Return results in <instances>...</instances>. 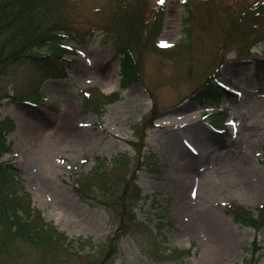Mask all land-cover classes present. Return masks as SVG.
<instances>
[{"label": "rangeland", "instance_id": "rangeland-1", "mask_svg": "<svg viewBox=\"0 0 264 264\" xmlns=\"http://www.w3.org/2000/svg\"><path fill=\"white\" fill-rule=\"evenodd\" d=\"M117 2L137 20L133 33L123 30L138 63L127 80L106 39ZM84 4L74 28L95 33L74 52L55 48L61 57L48 70L32 59L0 65V116L15 123L1 161L21 170L0 204L60 233L33 242L0 205V264H264V226L234 218L241 206L255 216L264 202V0H212L190 12L182 0ZM179 179L211 184L199 193L233 230L211 260L193 223L203 213L198 187ZM77 184L84 195L93 185L88 201Z\"/></svg>", "mask_w": 264, "mask_h": 264}, {"label": "trees", "instance_id": "trees-1", "mask_svg": "<svg viewBox=\"0 0 264 264\" xmlns=\"http://www.w3.org/2000/svg\"><path fill=\"white\" fill-rule=\"evenodd\" d=\"M182 1L188 12H190L195 7V3L206 5L211 4L212 0ZM117 3L118 5L121 4L119 2ZM128 4L135 5V2L130 1ZM84 6H88L84 4V0H0V65L32 59L34 64L38 66L42 65L43 69L48 70L47 64H50L52 59L60 58L61 54L63 55L64 52L71 51L66 47V42L86 43L95 32L92 30L88 32L89 34H81L74 28L76 18L80 17L79 12L84 9ZM127 7V5L122 7L121 4L119 10L111 20L112 24L105 25V29L107 30L106 39L110 40L115 49L123 54L122 74L124 80L130 79L131 77L133 78L134 71L136 73L138 72V63H135L133 49L130 47L129 43L130 38L128 39L123 33V30L133 33L134 25L137 23L134 17L136 14H129L126 11ZM260 11L264 13V8ZM261 16H264V14ZM231 23H228V25L235 27L233 24H236V22L233 21ZM252 24L258 27L257 19ZM95 26L97 25H93L94 28H96ZM189 26L190 22L188 21L185 23V27H188V31L190 29ZM153 33H156V28H154ZM108 35L110 38H108ZM132 35L134 34H131V36ZM134 40H137V38L132 39V44H134ZM35 47H46L52 52H47L43 55L32 53L31 51ZM178 47H180L179 44H176L172 47H167L165 50L177 49ZM55 48H58L59 51L62 50V53L58 55L57 53L59 51L56 52ZM243 60L248 59L246 58ZM6 69L7 68H1L0 74ZM46 75L51 74L50 72H46ZM123 87L126 88L127 85H123ZM113 96L114 95H101L100 98L104 100L110 99ZM31 101H34V99H31ZM87 102L90 103L89 101ZM14 129L15 124L11 119L8 118L3 120L0 117V195H10L8 190H3L2 188L18 181V176H20L21 173V170H17L12 164L1 161L4 154L10 151V145L7 143V135ZM147 159H149L147 161H149L148 165L151 167L152 171H157L155 168L158 167V162L155 161V155L149 153ZM15 172L18 173L17 176H14ZM102 172H104V169L99 166L94 170V173ZM102 183L103 189L110 190V184L107 181H103ZM77 185L76 189L78 190V195L84 201H88V193L94 190L93 185L89 184L86 189H84L83 186L85 195L82 192V186L79 184ZM129 185L132 186L134 190H138L139 192L137 193L140 194V188L137 186L134 178L128 181V186ZM0 205H2L4 211L10 212V220L13 221L14 218L17 219V224L19 226L17 229L25 233L27 239L33 242H44L45 240L50 242L54 238H59L60 233L51 224L43 222L42 225L36 226L35 223H32V219L27 220V218L23 216L24 214L18 219L14 211L12 212L13 207L10 208L7 202H2ZM33 217L34 215L31 214V218ZM234 218L237 222L247 226H264V202L258 208L256 216H254L249 209L241 206L234 211ZM156 231L159 233L161 231V226L157 227ZM190 253L191 249L184 250L182 251V257L190 255Z\"/></svg>", "mask_w": 264, "mask_h": 264}, {"label": "bare ground", "instance_id": "bare-ground-1", "mask_svg": "<svg viewBox=\"0 0 264 264\" xmlns=\"http://www.w3.org/2000/svg\"><path fill=\"white\" fill-rule=\"evenodd\" d=\"M110 76V74H109ZM180 185L183 189H186L188 185H193L194 183L191 182L190 184L184 182L179 179L176 182ZM194 187H198V195H196V206L199 205L203 207L202 219L194 217L193 223L200 235L205 238V241L208 245L206 255L211 260L213 256H215L219 252V248L223 247V242L229 240V235L232 234L233 230L230 227H227V224L223 221H220L217 218H213L210 214V210L207 209L208 205V197L204 194L199 193L200 189H203L205 186H209V183H195ZM202 220V221H201Z\"/></svg>", "mask_w": 264, "mask_h": 264}, {"label": "snow or ice", "instance_id": "snow-or-ice-1", "mask_svg": "<svg viewBox=\"0 0 264 264\" xmlns=\"http://www.w3.org/2000/svg\"><path fill=\"white\" fill-rule=\"evenodd\" d=\"M159 3H161V4L164 3V0H159ZM162 46H163V47H167L168 45L163 44Z\"/></svg>", "mask_w": 264, "mask_h": 264}]
</instances>
